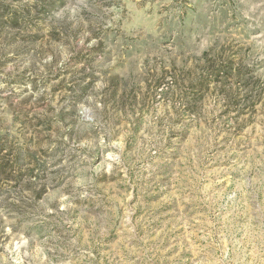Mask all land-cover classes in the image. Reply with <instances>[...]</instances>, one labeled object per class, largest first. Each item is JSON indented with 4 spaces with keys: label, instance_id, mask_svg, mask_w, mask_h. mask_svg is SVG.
<instances>
[{
    "label": "rangeland",
    "instance_id": "1",
    "mask_svg": "<svg viewBox=\"0 0 264 264\" xmlns=\"http://www.w3.org/2000/svg\"><path fill=\"white\" fill-rule=\"evenodd\" d=\"M0 264H264V0H0Z\"/></svg>",
    "mask_w": 264,
    "mask_h": 264
}]
</instances>
